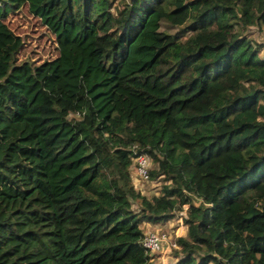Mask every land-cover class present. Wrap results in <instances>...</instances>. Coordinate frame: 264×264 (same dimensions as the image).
<instances>
[{
    "label": "trees",
    "instance_id": "trees-1",
    "mask_svg": "<svg viewBox=\"0 0 264 264\" xmlns=\"http://www.w3.org/2000/svg\"><path fill=\"white\" fill-rule=\"evenodd\" d=\"M21 6L56 57L17 62L4 20ZM249 27L264 0H0V264H155L140 225L181 210L173 264H264ZM137 154L156 194L132 183Z\"/></svg>",
    "mask_w": 264,
    "mask_h": 264
},
{
    "label": "rangeland",
    "instance_id": "rangeland-1",
    "mask_svg": "<svg viewBox=\"0 0 264 264\" xmlns=\"http://www.w3.org/2000/svg\"><path fill=\"white\" fill-rule=\"evenodd\" d=\"M4 22L22 41L16 57L17 62L27 60L37 64L43 60H50L56 57L57 49L53 35L40 24L37 18L30 15L25 7L21 6L15 12L8 14ZM246 35L255 41L264 43V27L261 30L256 27H249ZM148 167L149 169L152 167L150 159L148 160ZM129 171L134 187L141 194L150 196L157 193L158 185L161 183L160 179L143 181L136 174L134 162H132ZM185 208L186 206H184ZM132 209H135L134 205H132ZM183 212V210L179 211L171 220L164 223L153 225L142 223L140 225L144 233L155 232L164 238L161 245L162 249L149 253L152 256L153 263L173 264L175 262L170 250L174 248L172 243L175 237L184 234V226L182 225Z\"/></svg>",
    "mask_w": 264,
    "mask_h": 264
},
{
    "label": "built area",
    "instance_id": "built-area-1",
    "mask_svg": "<svg viewBox=\"0 0 264 264\" xmlns=\"http://www.w3.org/2000/svg\"><path fill=\"white\" fill-rule=\"evenodd\" d=\"M134 168L137 176L143 181H147L148 176V160L149 158L145 154H137L133 159ZM162 235H158L155 232H147L141 239V246L148 252H154L161 250L162 247ZM171 245V244H170ZM173 247H176L175 243H172Z\"/></svg>",
    "mask_w": 264,
    "mask_h": 264
}]
</instances>
